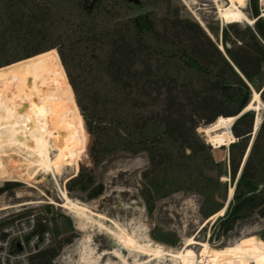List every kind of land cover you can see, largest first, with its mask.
Masks as SVG:
<instances>
[{
    "label": "rangeland",
    "instance_id": "rangeland-1",
    "mask_svg": "<svg viewBox=\"0 0 264 264\" xmlns=\"http://www.w3.org/2000/svg\"><path fill=\"white\" fill-rule=\"evenodd\" d=\"M167 1L172 15L177 12L180 17L197 22L220 47L223 29L232 22L222 23L213 0H0V67L26 61L32 72L37 69L43 82L50 78L57 102L54 119L64 123L63 126L76 136L78 173L83 170L94 179V185L86 192L76 186L69 190L67 183L70 180L67 183L66 180L78 174L73 177V160L67 159L66 155L56 157L59 158L55 159V175L33 171L29 183L18 178V181L6 179L0 182V189L14 185L0 195V226L34 217L38 225H44L50 231L54 247L65 238L73 237L71 244L62 246L52 264H78V252L87 235L93 239L91 245L97 252L114 250V241L109 235L90 225L80 230L79 221L57 205L61 203V188L67 190L72 200L89 205L95 213L116 221L126 230L129 228L130 233L142 231L138 234L147 235L167 249L179 250L192 236L215 248L252 236L264 242V218L257 211L237 219L229 231H225L227 225L222 223L227 211L216 221L206 224L210 216L224 206L231 187L235 192L236 181L232 182L229 175L231 145L221 149L209 145L202 134V129L208 126L204 124L199 125L196 134L209 149L198 155L179 149L173 141L163 137V129L153 122L141 130L143 116L148 112L134 106L135 93L127 95L106 75L109 44L101 34L119 28L133 41L137 36L134 19L150 15L159 24L168 11ZM263 1L256 0L254 4V0H247L242 10L250 19H255V6L261 18ZM219 2L222 8L227 6L225 0ZM21 13L31 21L29 28L14 25ZM238 24L242 29L254 30L255 23ZM31 30L34 33L44 31L46 41L54 39L52 43L60 44L64 62L57 49L43 52L47 55L46 60L41 57L42 53L24 59L32 45L42 41L32 40L28 36ZM176 70L174 76L180 80L198 82L202 79L197 70L185 64H176ZM34 77L36 82V75ZM70 78L76 85L77 94ZM263 87L264 68L254 89ZM79 102L90 120L89 127ZM158 109L152 106L148 111ZM252 113L256 118V113ZM261 115L264 119V111ZM253 135L254 129L250 145L256 137ZM66 141L65 152L71 157L74 155L71 134L67 135ZM147 148H154L157 155H162L161 166H152ZM262 154L260 186L264 183V152ZM14 157H5L9 169L24 170L23 158ZM94 158L99 160L97 165ZM81 159L84 163L80 164ZM98 185L104 186L103 194L90 199V191ZM199 250L200 247L195 248L196 252ZM121 254L127 256L123 250ZM102 261V264L107 261L122 264L113 255L105 256ZM129 264H133L131 259Z\"/></svg>",
    "mask_w": 264,
    "mask_h": 264
},
{
    "label": "trees",
    "instance_id": "trees-1",
    "mask_svg": "<svg viewBox=\"0 0 264 264\" xmlns=\"http://www.w3.org/2000/svg\"><path fill=\"white\" fill-rule=\"evenodd\" d=\"M167 2L168 11L159 24L150 15L134 19L137 36L133 41L119 28L101 34L108 39L109 44L105 72L127 95L136 94L134 106L148 112L147 116H143L141 130L153 122L163 129L164 138L173 141L179 149L198 155L209 149L196 134L199 125H210L219 117H237L252 99V89L261 79L264 68V21L254 6V30L249 27L242 29L237 23L227 25L222 33L223 52L219 43L213 41L197 22L182 18L177 12L172 15L170 3ZM25 19L24 13H21L14 25L28 27L31 21H24ZM28 36L32 40L42 41L32 45L24 54V59L42 53L41 57L46 60L47 55L43 52L57 49L64 62L61 45L52 43L54 39L46 41L44 31L34 33L31 30ZM176 64H185L186 67L197 70L202 76L201 81H186L175 77ZM33 73L36 75L37 94L52 101L56 108L50 78L43 82L37 69H33ZM70 80L77 94L76 85L72 78ZM257 91L261 93L264 102V89ZM78 105L89 127L90 120L85 109L80 102ZM152 106L159 109L148 111ZM54 111L57 113V110ZM254 122V113L246 112L232 126V133L237 139L230 150L232 182L236 181L243 160H246L233 199L224 219H221L227 225L225 231H229L237 219L250 216L255 211L264 218V183L261 186L258 183L262 164L260 159L264 152V119L250 145ZM54 124L64 127V123L56 118ZM89 130L91 131L90 128ZM248 149L250 151L246 157ZM147 151L154 168L163 164L162 155H157L154 148H147ZM93 161L96 165L99 163L97 158ZM79 163L84 162L81 159ZM93 185V177L83 170L67 183L69 190L76 186L82 192L88 191ZM13 186L8 184L0 189V195ZM103 191L104 186L98 185L88 196L96 199ZM38 230L44 231L47 228L39 224ZM72 240L73 237L70 236L60 241L59 246L38 253L32 258V264H52L62 246L71 244Z\"/></svg>",
    "mask_w": 264,
    "mask_h": 264
},
{
    "label": "bare ground",
    "instance_id": "bare-ground-1",
    "mask_svg": "<svg viewBox=\"0 0 264 264\" xmlns=\"http://www.w3.org/2000/svg\"><path fill=\"white\" fill-rule=\"evenodd\" d=\"M213 1L222 23L226 20L237 24L239 22L250 25L255 23V19H250L242 10L247 0H243V3L240 0H225L227 2L225 8L220 6L219 0ZM262 16L264 17V12ZM220 49L224 51L221 45ZM54 108L55 104L52 101L37 94L35 77L28 62L0 67V182L18 178L23 183H29L33 171L55 175L56 157H66V155H68L67 159L73 160V177L78 174L76 136L67 127L55 126ZM244 111V113H256L254 123V134H256L263 120L261 111H264L259 91L253 89L252 99ZM237 117H219L214 123L204 127L202 134L207 139V143L216 148L228 147L235 143L237 139L232 133V126ZM68 134H71L73 138L74 155L72 154L71 157L65 152ZM249 151L250 149L248 153ZM10 155L22 157L25 169L11 171L10 165L8 167L5 160V157L8 158ZM71 179L68 178L66 183ZM60 194L61 203L57 205L79 221L80 230L90 225L95 230L109 235L114 241L113 251L97 252L91 245L93 239L87 235L78 252V264H102V260L107 255L120 259L122 264H129V259L133 264H264V242L255 236L242 238L232 245L221 248L212 247L209 242H200L196 236H192L179 250L167 249L153 242L147 235L138 234L142 231L130 233L129 228L126 230L116 221L95 213L89 205L72 200L66 189L61 188ZM233 195L234 189L231 187L224 206L210 216L206 224L216 221L225 214ZM196 247H200L197 252ZM122 250L127 253V256H122ZM105 264L110 263L107 261Z\"/></svg>",
    "mask_w": 264,
    "mask_h": 264
},
{
    "label": "built area",
    "instance_id": "built-area-1",
    "mask_svg": "<svg viewBox=\"0 0 264 264\" xmlns=\"http://www.w3.org/2000/svg\"><path fill=\"white\" fill-rule=\"evenodd\" d=\"M54 247L48 230L39 231L34 217L0 226V264H32V258Z\"/></svg>",
    "mask_w": 264,
    "mask_h": 264
},
{
    "label": "water",
    "instance_id": "water-1",
    "mask_svg": "<svg viewBox=\"0 0 264 264\" xmlns=\"http://www.w3.org/2000/svg\"><path fill=\"white\" fill-rule=\"evenodd\" d=\"M261 18H263V16H261ZM210 36V35H209ZM210 38L214 41V39L210 36ZM220 45L223 47V44H222V39H221V41H220ZM220 48V47H219ZM221 51H222V49H220ZM224 52V51H223ZM264 89V87L262 88V90ZM252 93H253V89H252ZM245 112V111H244ZM244 112H242L238 117H237V119H239L243 114H245ZM236 119V120H237ZM263 121V120H262ZM262 121H261V123H262ZM255 123V122H254ZM260 123V124H261ZM254 126H255V124H254ZM256 134H254L253 135V137L255 136ZM244 164H245V160H243V163H242V165H241V168H240V171H239V174H238V178H237V180H236V182H235V184H234V188L236 187L235 185L237 184V181H238V179H239V177H240V175H241V172H242V169H243V167H244ZM229 175H230V173H229ZM230 205V203H228V206Z\"/></svg>",
    "mask_w": 264,
    "mask_h": 264
},
{
    "label": "snow or ice",
    "instance_id": "snow-or-ice-1",
    "mask_svg": "<svg viewBox=\"0 0 264 264\" xmlns=\"http://www.w3.org/2000/svg\"><path fill=\"white\" fill-rule=\"evenodd\" d=\"M241 3H243V0H240Z\"/></svg>",
    "mask_w": 264,
    "mask_h": 264
}]
</instances>
